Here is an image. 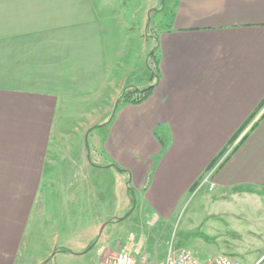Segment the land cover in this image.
<instances>
[{"label": "crops", "instance_id": "1", "mask_svg": "<svg viewBox=\"0 0 264 264\" xmlns=\"http://www.w3.org/2000/svg\"><path fill=\"white\" fill-rule=\"evenodd\" d=\"M165 8L169 21L156 31L150 19ZM147 36L159 60L154 77ZM152 84L144 102L118 105L126 88ZM263 102L264 0H0V264L101 257L108 244L150 264H164L173 248L216 255L186 235L173 246L158 241L160 228L189 210L187 228L201 224V235L246 259L244 243H255L264 215ZM255 112L256 128L209 178L214 188L197 190ZM70 114L88 116L76 150L63 139ZM95 117L104 131L90 144ZM66 169L59 189L56 174ZM87 172L97 181L80 184ZM70 190L95 198L80 207L79 223L65 200L54 204ZM108 204L113 216L101 215ZM138 209L148 223L146 215L142 227L105 232ZM65 227L75 237L60 243Z\"/></svg>", "mask_w": 264, "mask_h": 264}, {"label": "rangeland", "instance_id": "2", "mask_svg": "<svg viewBox=\"0 0 264 264\" xmlns=\"http://www.w3.org/2000/svg\"><path fill=\"white\" fill-rule=\"evenodd\" d=\"M162 6H165L164 3H162ZM169 17H170V13L168 9H164L161 12H154L153 16L150 19V24H152L154 26V29L157 31L164 23H167L169 21ZM146 35V33H145ZM147 38L148 40V46H149V55L153 52L154 48L152 47V42H153V37L150 36ZM148 55V58H149ZM152 59L149 58V62H147V67L149 70V76L153 75L152 73ZM256 119L258 117H255ZM254 118V119H255ZM88 119L87 115H73L70 114L69 116L66 117L65 122L70 126V129L66 130V135L63 138L66 141V144H73L74 147L73 149L76 150L79 145L81 144V137H82V131L80 128L81 122H84V120ZM99 117H95L94 119V123H91L88 125L87 123V131L85 133V140L87 139V142L89 141L90 144L93 143V139L95 136L99 135L100 136V132L104 131L101 128H97L102 124L97 123L96 121L99 120ZM253 120L246 126L245 130L241 133V135L236 139V142L232 145H229L225 151V153L223 154V156L220 158L219 162L216 164V167L218 165H220L225 159L226 157L231 154L233 148L237 145V143L240 141V139L249 131V128L251 127ZM254 124V123H253ZM92 128V130H90ZM87 134V135H86ZM88 136V137H87ZM84 141V139H82ZM95 140V139H94ZM69 142V143H68ZM90 144H86L87 146H90ZM73 164L70 165L69 168H71V173L73 172L72 168H73ZM216 167L214 169H216ZM213 169V170H214ZM213 170L208 171L206 177L204 178V180L210 175L212 174ZM67 173V169L64 170V172H59L56 174V176L58 177V179H55V187L59 188L63 187V185L61 186V184H65V182L68 180V178L70 177L71 174L66 175ZM77 179V178H76ZM82 182L80 184L86 185L88 182L89 183H94L97 181V179L89 174L87 172V174L82 177ZM110 178H106V182L110 183L111 179ZM73 190H70V192L67 193H61L59 192V195H56L55 198L56 200L54 201L55 205H61V201L65 200L67 204H70L71 206H69L71 209L70 211V220L78 222L79 223V209L80 207H87L86 205H89L90 203L94 205L95 203V198L94 196H88V195H80L78 194L77 196H70L71 192ZM215 190H213L214 193ZM134 195H135V199L137 198L138 194L136 191H134ZM102 199H104L103 197H101ZM92 200V202L89 201ZM197 200L192 204L191 207H194L195 204H197V202H199L198 198H196ZM191 203H189L190 205ZM188 205V206H189ZM113 211L111 210L110 205H104L102 206V210H101V215L104 214H112L113 216ZM88 214V212H87ZM144 214V213H143ZM140 210H136L133 215L130 217V219H128L126 222L123 223V225L120 226H113L111 224H108L106 227L105 232L107 231V234L109 235H116V232L120 233V231H128V229L132 230L134 229V227L136 226H140L142 227V225L144 224L145 221V216L147 215L148 219L146 220V223L149 222V215L147 213H145L143 215ZM189 217H190V210L187 212V214L183 217V215H175L173 216L164 227L160 228L159 233H158V241H161L162 243L166 242L168 246H173L174 243H179L181 241V239L183 238L184 235H186L187 239H193L196 240L198 242V240H201L203 242H207L209 244H212L213 246H215L218 250L216 251L215 254H222V255H227V256H238V254L236 253V251H228L223 249L224 246L222 245L223 243H221V241L218 240H211L210 238L204 237L203 235H201L200 233L205 232V230L203 229V226H201V224H197V227L195 226L196 223H193V225L188 226L189 224ZM111 221L113 222V219H111ZM77 223V224H78ZM82 224V222H80ZM215 223L220 225V220H217ZM261 223H262V227L260 229V231H258L256 233L257 237H256V241L255 243H251V242H245L244 246L242 248L243 251H245L246 253H248V257H246V259H242L241 262L242 264H264V215H262L261 217ZM75 230H71L68 227L65 228H61V230L58 232L57 238H59V241L61 243V241L65 240V239H69V238H73L75 237ZM194 233V234H193ZM222 233V231H221ZM200 234V235H199ZM235 236V235H234ZM246 238H254L253 235H247ZM220 240H222V237L220 238ZM232 240V238H231ZM233 241V240H232ZM103 245H106V242L101 243ZM176 246V245H175ZM202 247V246H200ZM174 249V248H173ZM122 251H128L125 248H114L112 245L108 244L107 247L105 248V250L103 251V254L101 253V257L97 256L96 254V250L93 251V254H89L90 256H79L78 258H74V259H66V256H62V257H57V258H52L49 259L48 261H45L43 264H113L114 258ZM108 253V254H105ZM241 254V253H239ZM94 256V258H91V256ZM96 257H99L96 259ZM135 259V264H150L148 263V260H146L144 263L141 261L140 256L135 257L133 256ZM239 257V256H238ZM251 257H254V259L249 260ZM48 257H45L43 259H37V261H41V260H46ZM68 262V263H67ZM32 264V263H31ZM34 264V263H33Z\"/></svg>", "mask_w": 264, "mask_h": 264}, {"label": "built area", "instance_id": "3", "mask_svg": "<svg viewBox=\"0 0 264 264\" xmlns=\"http://www.w3.org/2000/svg\"><path fill=\"white\" fill-rule=\"evenodd\" d=\"M259 118L260 117H258L257 119L256 118L253 119L251 126L253 125V123L258 121ZM214 171L215 169L213 170V172ZM211 176L212 174H210L205 180L199 183L198 184L199 188L197 190H200L204 184L209 182V178ZM213 188H214V184L209 182V190H212ZM146 260L147 259L145 256L141 257V261L143 263ZM113 264H135V259L129 251H122L114 258ZM164 264H241V261L235 257L222 255V254L211 255L208 258L201 259L197 257L196 255H194L193 253H191L190 251H188L187 249L179 248V249H171L169 251Z\"/></svg>", "mask_w": 264, "mask_h": 264}, {"label": "trees", "instance_id": "4", "mask_svg": "<svg viewBox=\"0 0 264 264\" xmlns=\"http://www.w3.org/2000/svg\"><path fill=\"white\" fill-rule=\"evenodd\" d=\"M149 58L152 59V63H155V65H157L158 63V57L156 56V48H154L153 52L149 55ZM152 72H153V77L156 76V72H155V68H153L151 66ZM152 77V78H153ZM154 84L146 87V88H136V87H130V88H126L123 93L121 94V96L118 99V105L120 104H124V103H135V104H140L142 102H144L146 99L149 98V96L152 93V90L154 88ZM264 105V102L262 104V106ZM261 106V107H262ZM256 112L252 115L249 116L247 118V120L245 121V123L239 128V130L235 133V135L232 137L231 141H230V145H232L236 139L241 135V133L245 130L246 126L255 118ZM258 124V121H256L251 127L250 130L241 138L240 142L233 148L232 152L236 151V149H238L240 147V145L248 138L250 132L252 130H254L256 128ZM92 130V128L90 129ZM227 149V148H226ZM226 149H224L208 166L209 170L213 169L216 164L219 162L220 158L223 156V154L225 153ZM231 152V153H232ZM227 160V158H226ZM199 184V183H198ZM198 185H196L197 187ZM195 187V188H196ZM194 188V189H195ZM131 191L132 189L129 188ZM63 250H67V249H63Z\"/></svg>", "mask_w": 264, "mask_h": 264}]
</instances>
